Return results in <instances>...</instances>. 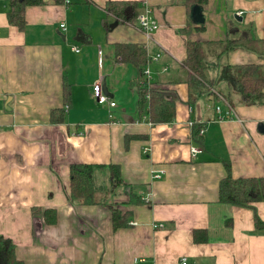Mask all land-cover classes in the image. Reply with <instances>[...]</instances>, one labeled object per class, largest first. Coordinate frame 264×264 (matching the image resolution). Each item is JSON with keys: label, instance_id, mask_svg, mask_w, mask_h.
Segmentation results:
<instances>
[{"label": "crops", "instance_id": "crops-1", "mask_svg": "<svg viewBox=\"0 0 264 264\" xmlns=\"http://www.w3.org/2000/svg\"><path fill=\"white\" fill-rule=\"evenodd\" d=\"M0 1V234L22 264H264V201L218 202L228 173L264 176V99L243 104L235 80L222 76L226 65L250 63L264 75V52L219 47L230 29L264 40V0H134L158 23L150 33L104 10L116 0H41L24 7L21 28L8 21L11 0ZM194 5L203 23L192 21ZM190 40L214 46L206 57L212 89L191 103ZM118 43L143 45L149 85L175 101L171 123L147 121L132 86L137 68L115 58ZM100 75L111 109L91 95ZM224 101L233 118L223 117ZM72 163L102 165L93 172L100 204L71 203ZM112 164L120 185L111 184ZM109 204L125 213V226L113 228ZM195 229L207 230L206 242L193 240Z\"/></svg>", "mask_w": 264, "mask_h": 264}, {"label": "trees", "instance_id": "trees-1", "mask_svg": "<svg viewBox=\"0 0 264 264\" xmlns=\"http://www.w3.org/2000/svg\"><path fill=\"white\" fill-rule=\"evenodd\" d=\"M41 0H11V7L8 12V21L18 27L24 25V7L31 4H39ZM203 4L206 0H196ZM140 3L134 0H116L108 1L104 10L112 14L117 20L125 23H134L140 14ZM232 37H228L220 42V53L227 52L236 48H245L256 51L259 54L264 52V40H258L253 37L246 38L241 34L233 35L236 29H230ZM81 32L78 34V36ZM212 43V42H211ZM213 44V43H212ZM203 44L197 40H190L186 46V57L183 65L186 69L185 81L188 86L189 103L198 95L212 89L211 80L208 77L207 54L209 48L214 47ZM206 46V48H204ZM210 46V47H208ZM218 47V46H217ZM115 58L122 62H128L137 68V78L132 83L138 92V105L141 111L145 110L146 119L151 123H171L175 115V101L167 98L163 91L145 83L143 67L147 62V56L142 44L138 43H118L115 47ZM224 78L234 79L238 86L240 98L245 105L260 104L264 99V75L259 65L250 63L238 66L226 65L222 69ZM144 77V79H143ZM64 95L68 97L67 87L64 88ZM146 108V109H145ZM51 118L53 121H61L62 116ZM194 131L198 132L196 128ZM102 165L72 163L69 167L70 190L69 200L73 204H100L99 191L93 184V172ZM110 170V181L113 186L123 183L119 168L117 165H108ZM264 201V176L233 178L230 173L221 178L218 186V202L228 205L250 206L254 202ZM129 202H140L135 196H131ZM111 211L113 228H119L127 224L125 213L114 205H108ZM47 222L55 221V211L45 209L43 211ZM124 214V215H123ZM227 220L226 224H230ZM255 224L260 227L262 222L255 215ZM208 233L206 229H195L193 231V240L195 242H206ZM0 264H22L15 256V245L12 239L0 234Z\"/></svg>", "mask_w": 264, "mask_h": 264}, {"label": "built area", "instance_id": "built-area-1", "mask_svg": "<svg viewBox=\"0 0 264 264\" xmlns=\"http://www.w3.org/2000/svg\"><path fill=\"white\" fill-rule=\"evenodd\" d=\"M137 24H138V27L144 31L145 33H150L151 31H154L155 29H157L158 27V23L156 20H154V18L151 16L150 14V10L149 8H145V10L140 13L138 16H137ZM64 23H61L60 24V27L61 28H64ZM72 49L74 51H78V46L77 45H73L72 46ZM159 57L158 54L154 55L152 57V59L156 60L157 58ZM144 75H145V83L147 84H150V70L149 68H145L144 69ZM103 79L104 77L102 75H100L98 77V79L96 80V82L92 85V88H91V95L94 99V101L98 104V105H106L109 109L113 108L115 106V101L109 97L106 93L103 92V89H102V84H103ZM222 98V97H221ZM224 106H225V109L224 111L222 110V107L221 106H216V111L217 112H224V115L223 117H225L226 119H229V118H233L234 116V109L231 105H229L228 103H226L224 101ZM203 132V129L200 128L199 129V133L202 134ZM147 148L144 149V151H146ZM190 151L192 153V155L200 152V149L196 146H190ZM160 173L161 171L158 172H155L153 174V177L154 178H159L160 177ZM146 199H149V196L146 195ZM162 224H154V227H161ZM187 263V259L186 257H182L181 259V264H186Z\"/></svg>", "mask_w": 264, "mask_h": 264}, {"label": "water", "instance_id": "water-1", "mask_svg": "<svg viewBox=\"0 0 264 264\" xmlns=\"http://www.w3.org/2000/svg\"><path fill=\"white\" fill-rule=\"evenodd\" d=\"M234 17L236 19H239L240 20V17H238L236 14H234ZM191 19L194 23H203L204 22V18L202 17V14H201V7L199 5H194L191 9ZM102 89H103V92L106 93L107 95L109 94V91L105 85V83L103 82L102 84ZM260 129H262L264 131V127L261 125L259 127Z\"/></svg>", "mask_w": 264, "mask_h": 264}, {"label": "rangeland", "instance_id": "rangeland-1", "mask_svg": "<svg viewBox=\"0 0 264 264\" xmlns=\"http://www.w3.org/2000/svg\"><path fill=\"white\" fill-rule=\"evenodd\" d=\"M2 2H3V1H0V6H1Z\"/></svg>", "mask_w": 264, "mask_h": 264}]
</instances>
